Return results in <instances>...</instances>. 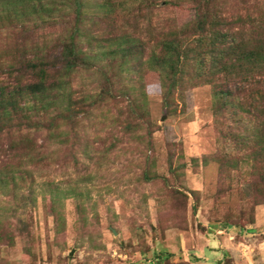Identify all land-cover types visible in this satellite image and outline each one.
<instances>
[{
    "label": "rangeland",
    "instance_id": "obj_1",
    "mask_svg": "<svg viewBox=\"0 0 264 264\" xmlns=\"http://www.w3.org/2000/svg\"><path fill=\"white\" fill-rule=\"evenodd\" d=\"M148 1L84 0L80 39L94 58L71 93L78 102L108 83L117 100L88 113L78 102L66 142L48 143L47 163L19 189H0V264H264V153L224 136L258 128L217 122L210 84L187 89L171 112L144 58L111 60L127 38L145 44L172 20L192 31L193 0ZM225 8L255 16L264 0ZM55 18L44 28L52 46L69 27Z\"/></svg>",
    "mask_w": 264,
    "mask_h": 264
},
{
    "label": "trees",
    "instance_id": "obj_2",
    "mask_svg": "<svg viewBox=\"0 0 264 264\" xmlns=\"http://www.w3.org/2000/svg\"><path fill=\"white\" fill-rule=\"evenodd\" d=\"M193 2L192 31L183 33L172 20L145 44L127 38L125 45L111 52V60L119 56L124 65L130 59L144 58L147 69L158 73L163 104L171 112L180 110L176 99L187 89L210 84L217 122L232 118L238 128L247 129L251 124L258 128L254 135L242 136V131L232 129L224 136L252 144L253 151L256 148L264 153V10L255 16L231 15L226 0ZM156 3L148 1L146 8L162 7ZM111 4V0H103L104 6ZM83 9L84 0H0L1 30L7 34L5 40L9 39L0 47L3 191L19 189L31 171L47 163L48 143L61 146L66 142L65 126L82 120L74 107L78 102L88 107L84 110L88 113L104 101L117 100L108 83L94 99L89 95L78 102L73 99V74L90 69L94 58L81 44ZM55 17L68 20L64 22L69 27L52 46L44 28L53 24ZM31 26L35 30L29 29ZM102 78L112 84L104 74ZM38 136H42L41 143Z\"/></svg>",
    "mask_w": 264,
    "mask_h": 264
}]
</instances>
